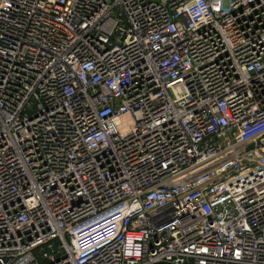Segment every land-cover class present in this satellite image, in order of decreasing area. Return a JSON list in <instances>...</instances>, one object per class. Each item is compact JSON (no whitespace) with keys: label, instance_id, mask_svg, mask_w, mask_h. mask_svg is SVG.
Returning a JSON list of instances; mask_svg holds the SVG:
<instances>
[{"label":"built area","instance_id":"2783aa9c","mask_svg":"<svg viewBox=\"0 0 264 264\" xmlns=\"http://www.w3.org/2000/svg\"><path fill=\"white\" fill-rule=\"evenodd\" d=\"M0 264H264V0H0Z\"/></svg>","mask_w":264,"mask_h":264}]
</instances>
